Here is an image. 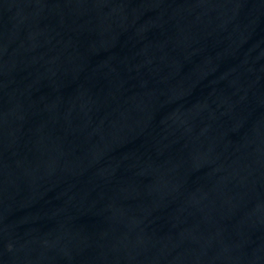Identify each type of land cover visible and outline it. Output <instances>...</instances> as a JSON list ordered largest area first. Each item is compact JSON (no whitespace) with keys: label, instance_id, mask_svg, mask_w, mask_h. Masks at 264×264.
<instances>
[{"label":"water","instance_id":"1","mask_svg":"<svg viewBox=\"0 0 264 264\" xmlns=\"http://www.w3.org/2000/svg\"><path fill=\"white\" fill-rule=\"evenodd\" d=\"M0 264H264V0H0Z\"/></svg>","mask_w":264,"mask_h":264}]
</instances>
